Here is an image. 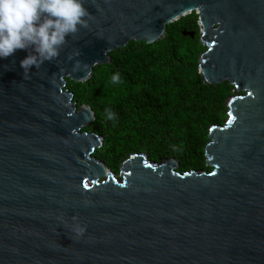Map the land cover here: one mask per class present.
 Wrapping results in <instances>:
<instances>
[{"label": "water", "instance_id": "water-1", "mask_svg": "<svg viewBox=\"0 0 264 264\" xmlns=\"http://www.w3.org/2000/svg\"><path fill=\"white\" fill-rule=\"evenodd\" d=\"M84 4L87 28L30 79L20 66L28 50L0 59V264H264V0ZM192 13L204 83L238 93L225 124L210 128L212 171L133 153L118 178L95 157L103 137L84 129L95 112L67 80L87 81L111 52L159 42Z\"/></svg>", "mask_w": 264, "mask_h": 264}, {"label": "trees", "instance_id": "trees-1", "mask_svg": "<svg viewBox=\"0 0 264 264\" xmlns=\"http://www.w3.org/2000/svg\"><path fill=\"white\" fill-rule=\"evenodd\" d=\"M183 31H195V38ZM199 32L198 16L189 23L182 17L159 42L131 41L111 52V63L94 68L87 81L67 80L78 106L95 112L88 131L103 137L95 157L108 168L133 153L158 162L175 158L182 173L205 164L210 128L225 124L234 86L204 83L199 58L206 47ZM116 73L120 81L113 84Z\"/></svg>", "mask_w": 264, "mask_h": 264}, {"label": "clouds", "instance_id": "clouds-1", "mask_svg": "<svg viewBox=\"0 0 264 264\" xmlns=\"http://www.w3.org/2000/svg\"><path fill=\"white\" fill-rule=\"evenodd\" d=\"M89 18L84 0H0V59L18 49L28 50L20 66L24 79H30V69L56 59L67 43L66 36L87 28ZM110 80L118 83L119 74H113ZM107 117L112 119L114 114L107 111ZM72 231L82 237L86 228L76 224Z\"/></svg>", "mask_w": 264, "mask_h": 264}, {"label": "rangeland", "instance_id": "rangeland-1", "mask_svg": "<svg viewBox=\"0 0 264 264\" xmlns=\"http://www.w3.org/2000/svg\"><path fill=\"white\" fill-rule=\"evenodd\" d=\"M197 16L198 15L196 13H192V14H189V15L184 16V17H186V23H189V22H192V21L196 20L197 19ZM176 25H177V22L170 24L169 27L175 28ZM236 94H238V93L235 91V89H233L232 90V94L229 97L234 96ZM227 118H226V120H227ZM89 128H90V126L84 128V129L85 130H88ZM205 158H206V156H205ZM165 159H169V158H165ZM165 159H163V160H165ZM152 162H158V161H152ZM120 168H121V163L120 164H117L114 167H109V169L112 170L115 173V176L118 177V178H120ZM176 170L177 171H180V166H178ZM194 170H197V171H204V170H206V171H212V167L207 166L206 159H205V164H203L202 167H198L197 169H194Z\"/></svg>", "mask_w": 264, "mask_h": 264}, {"label": "flooded vegetation", "instance_id": "flooded-vegetation-1", "mask_svg": "<svg viewBox=\"0 0 264 264\" xmlns=\"http://www.w3.org/2000/svg\"><path fill=\"white\" fill-rule=\"evenodd\" d=\"M178 166H179V164H178Z\"/></svg>", "mask_w": 264, "mask_h": 264}]
</instances>
